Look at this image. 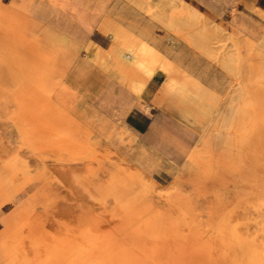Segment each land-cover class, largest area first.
I'll use <instances>...</instances> for the list:
<instances>
[{
	"label": "rangeland",
	"instance_id": "1",
	"mask_svg": "<svg viewBox=\"0 0 264 264\" xmlns=\"http://www.w3.org/2000/svg\"><path fill=\"white\" fill-rule=\"evenodd\" d=\"M55 2L59 3L61 18L66 22L63 31L52 21L50 9ZM159 3L160 0H152L154 7ZM168 4L198 12L206 8L215 10L230 30H241L247 19L253 28L263 24L264 0H168ZM47 6L49 9H45ZM0 10L4 12L0 11V114L12 108L8 104L10 93L16 80H21L8 59L13 57L14 50H33V56L28 57L42 64L47 51L52 49L42 45L39 36L58 32L65 34L64 39L73 38L71 50L79 45L80 53L55 72L54 91L67 96L68 112L81 126L93 132L107 130L111 136H116L118 130L127 133L131 155L142 160L132 176L114 182L104 211L116 218V209L121 206L133 217L157 215V234L168 244L165 246H169L170 252L173 245L182 253L183 264H258L248 240L256 222L242 224V219L248 216L242 209V197L264 195L262 134L256 133L251 143L242 145L243 130H236L231 152L218 151L210 163L201 165L200 171L178 178L180 168L195 157L203 133L193 115L201 113L207 104L184 83L190 79L187 72L180 79L161 70L151 75L137 72L134 57L123 54L118 40L99 29L98 21L92 19L95 9L83 6L80 0H0ZM96 10L132 31L150 49L177 60L181 68L193 67L194 59L188 50L194 49L128 0H111L106 7ZM240 50L244 54V49ZM122 68L142 74L139 96L122 86ZM195 71L207 74L208 70L198 66ZM208 77L228 83L215 72ZM242 79V88H249L252 94L240 97L239 101L255 100L259 107L257 117L262 120L264 91L258 87L255 69L246 65ZM0 128V135L5 138L0 143V166L13 181L12 188L0 194V239H4L9 237L11 227L23 222L28 213L41 216V204L34 198L38 184L24 173L43 162L38 152ZM145 174L166 190L176 186L177 193L172 199L177 197L179 203L154 192ZM58 191L57 186L49 189L50 200ZM229 209H233L231 214ZM86 211L82 209L83 213ZM133 217V225L139 224L140 220ZM72 257L68 254L58 264H69Z\"/></svg>",
	"mask_w": 264,
	"mask_h": 264
},
{
	"label": "bare ground",
	"instance_id": "2",
	"mask_svg": "<svg viewBox=\"0 0 264 264\" xmlns=\"http://www.w3.org/2000/svg\"><path fill=\"white\" fill-rule=\"evenodd\" d=\"M80 1L83 6L95 9L93 21H98L103 33L118 40L121 52L134 57L137 72L151 75L161 70L176 79L187 72L190 79L184 83L206 100V108L193 115L203 131L196 155L180 168L178 178L200 171L201 165L210 163L212 155L218 151L231 152L238 129L243 130L242 145L251 143L258 132L264 142V115L262 120L258 119L256 101H239L240 97L252 94L249 88H242V69L246 65L255 69L258 87L264 91V18L263 24L255 28L247 19L237 31L230 30L210 8L198 12L172 7L168 0H160L155 7L152 0H128L194 49L188 50L194 59L193 67L183 69L177 60L150 49L132 31L96 10L106 7L111 0ZM58 4L55 2L50 12L53 23L63 31L66 22L61 18ZM239 32L242 34L238 35ZM64 35L45 32L39 36V42L52 49L47 51L42 64L28 57L33 56V50H14L13 57L8 58L21 80H16L9 102L7 100L12 108L0 114V126L40 155L43 163L33 171L25 170L24 174L38 184L34 198L41 204L42 214L30 212L23 222L11 227L9 237L0 239V259L3 264H58L64 256L72 254L69 264H183L182 253L173 245L170 252L169 246H165L168 244L157 234V215L133 217L121 206L116 209V218L104 211L114 182L132 176L142 160L131 155L127 133L118 130L116 136H111L107 130L93 132L81 126L68 112L67 96L54 91L55 72L70 64L80 51L79 45L71 50L75 42L70 37L64 39ZM241 48L244 49L242 55ZM198 66L202 70L207 68V74L196 72ZM135 71L122 68L121 82L125 90L139 96L142 74ZM212 72L228 83L208 77ZM4 140V135H0V143ZM25 166L28 168L27 162ZM145 177L154 192L179 203L177 197L172 199L177 193L176 186L166 190L149 174ZM12 186L11 175L1 165L0 194ZM54 186L59 187V191L50 200L49 189ZM82 209L87 211L83 213ZM242 209L248 214L242 224L256 222L248 240L257 254L258 264H264V195L242 197ZM232 210L229 209L230 214ZM132 217L140 223L133 225Z\"/></svg>",
	"mask_w": 264,
	"mask_h": 264
}]
</instances>
